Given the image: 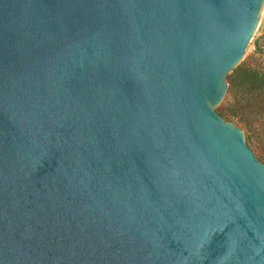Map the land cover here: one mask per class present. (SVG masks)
<instances>
[{"label": "water", "instance_id": "1", "mask_svg": "<svg viewBox=\"0 0 264 264\" xmlns=\"http://www.w3.org/2000/svg\"><path fill=\"white\" fill-rule=\"evenodd\" d=\"M263 3L0 0V264H264L216 112Z\"/></svg>", "mask_w": 264, "mask_h": 264}, {"label": "rangeland", "instance_id": "2", "mask_svg": "<svg viewBox=\"0 0 264 264\" xmlns=\"http://www.w3.org/2000/svg\"><path fill=\"white\" fill-rule=\"evenodd\" d=\"M263 38L264 3L255 31L246 45L244 54L237 67L229 75L239 69L242 70L243 68L252 66L261 67L263 65L261 57L255 52L256 44L263 42ZM241 76L242 74L238 75L234 88L228 83V89L216 112L225 121L231 122L243 132L247 146L254 156L264 164V102L261 103L258 109L254 106L251 110L245 108V102L238 87V84L241 82Z\"/></svg>", "mask_w": 264, "mask_h": 264}, {"label": "trees", "instance_id": "3", "mask_svg": "<svg viewBox=\"0 0 264 264\" xmlns=\"http://www.w3.org/2000/svg\"><path fill=\"white\" fill-rule=\"evenodd\" d=\"M255 52L261 57L263 63L261 67L252 66L236 70L227 79L231 87L234 88L238 75L242 74L238 87L244 99L245 108L248 110H251L253 106L258 109L264 102V38L263 42L256 44Z\"/></svg>", "mask_w": 264, "mask_h": 264}]
</instances>
